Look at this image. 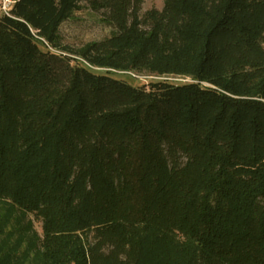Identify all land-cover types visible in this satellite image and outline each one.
I'll return each mask as SVG.
<instances>
[{
  "label": "trees",
  "instance_id": "trees-1",
  "mask_svg": "<svg viewBox=\"0 0 264 264\" xmlns=\"http://www.w3.org/2000/svg\"><path fill=\"white\" fill-rule=\"evenodd\" d=\"M83 1L115 31L79 59L54 49ZM145 1L0 12V241L33 215L34 264H264V0Z\"/></svg>",
  "mask_w": 264,
  "mask_h": 264
},
{
  "label": "rangeland",
  "instance_id": "rangeland-1",
  "mask_svg": "<svg viewBox=\"0 0 264 264\" xmlns=\"http://www.w3.org/2000/svg\"><path fill=\"white\" fill-rule=\"evenodd\" d=\"M165 0H146L142 6L141 16H144L150 10H162L164 8ZM115 29L112 25L104 21L102 13L93 11L85 1L81 3V9L74 12L69 20H67L60 28V47L56 48L59 53L70 55L81 59L79 56H75L73 52L80 51L82 48L95 42H101L106 38H109ZM98 69V68H97ZM126 74L128 77H124L130 83L143 84L155 80H166L173 83L181 84L191 81L190 77L174 76V75H155L149 72H118ZM26 222V223H25ZM24 223L14 222L13 225H7L5 227L6 234L13 231L16 236L24 237L23 245L16 254L21 261V264H34V259L40 252L38 240L43 237L42 221L31 215L27 217ZM27 222H31L32 231L25 232L23 227L28 226ZM7 237L2 236L0 242L7 240ZM15 238V237H14ZM36 239V240H35ZM15 239L12 241L14 242ZM28 256L24 259L25 256Z\"/></svg>",
  "mask_w": 264,
  "mask_h": 264
},
{
  "label": "built area",
  "instance_id": "built-area-1",
  "mask_svg": "<svg viewBox=\"0 0 264 264\" xmlns=\"http://www.w3.org/2000/svg\"><path fill=\"white\" fill-rule=\"evenodd\" d=\"M17 0H0V12L3 15L11 16V10Z\"/></svg>",
  "mask_w": 264,
  "mask_h": 264
}]
</instances>
